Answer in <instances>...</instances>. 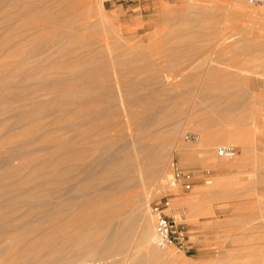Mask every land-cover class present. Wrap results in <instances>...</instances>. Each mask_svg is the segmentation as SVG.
<instances>
[{
    "label": "bare ground",
    "instance_id": "1",
    "mask_svg": "<svg viewBox=\"0 0 264 264\" xmlns=\"http://www.w3.org/2000/svg\"><path fill=\"white\" fill-rule=\"evenodd\" d=\"M86 1L0 0V157L13 165L0 175V264H70L73 257L87 255L70 251L73 243L81 249L102 237L107 246L119 240L123 249L125 202L116 194L95 190L90 195L85 189L96 179L100 184L115 177L117 188L128 192L140 186L137 196L143 197V188L166 173L169 145H182V129L171 131L169 124L184 111L175 104L190 90L171 97L172 87L161 83L166 70L149 53L116 52L107 42L110 57L101 58L88 40L93 23L85 19L97 4ZM78 21L85 26L76 28ZM107 63L116 67L109 70ZM19 78L37 83L14 90ZM231 87L200 84L195 94L212 101ZM236 101L217 99L212 103L230 105L224 109L216 103L199 114L230 115L240 109L232 105ZM119 140L127 147L116 148ZM96 165L101 168L93 171ZM70 191L75 196L65 197ZM147 207L140 214L142 237L154 241ZM30 220L39 221L22 227ZM112 227L118 228L103 235Z\"/></svg>",
    "mask_w": 264,
    "mask_h": 264
},
{
    "label": "rangeland",
    "instance_id": "2",
    "mask_svg": "<svg viewBox=\"0 0 264 264\" xmlns=\"http://www.w3.org/2000/svg\"><path fill=\"white\" fill-rule=\"evenodd\" d=\"M92 1L97 5L93 14L85 17L93 23L87 34H90L88 40L93 50L100 52L101 58L108 60L110 57L111 48H105L107 42L116 52L133 50L149 53L153 63L160 61L159 64L165 68L162 76L168 78L161 83L172 87L171 97L181 91L190 92L185 93L180 104H175L181 105L184 111L176 112L175 120L169 124L171 131V128L175 131L182 129L179 142L182 145L175 149L174 145H169L166 173L143 188V197L137 196L142 190L140 186L128 192L117 188L119 180L115 177L102 181L103 185L96 179L90 188L85 189L90 195L98 190L123 199L122 208L126 212L123 217L128 218L124 227L125 237L128 236L125 247L119 248V240H113L107 246L103 237L84 249L73 243L68 248L70 251L75 254L86 251L87 255L84 258L73 257L70 264H264V4L256 5L248 0L86 2ZM84 26L82 21H78L75 27ZM162 51L164 55L160 53ZM105 67L112 70L116 65L111 63L110 67L107 63ZM28 83L36 84L37 81L25 82L19 78L12 86L14 90L23 89ZM211 83L232 85L228 95L220 93V90L212 101L237 100L232 105L240 109L221 117L215 114L211 117L209 112L199 114V111L217 103L204 101L195 94L200 84ZM229 105L217 103L218 108L225 109ZM240 114L242 116L239 117ZM122 117L125 121L126 117L123 114ZM221 126L239 127L242 134H211L203 141L201 136L204 132L201 133L200 128ZM189 134H195L197 138L189 141L186 139ZM113 138L117 139L116 136ZM127 145L123 140L115 144L118 149ZM222 145L237 147V157L232 160L217 155L211 160L206 157L209 148L216 153ZM30 149L34 151L35 145ZM198 152L200 166L196 167L193 157ZM4 160L0 157L1 176L13 168L9 161ZM96 166L95 170H90H100L101 166ZM176 167L193 173L191 189H185L183 181L174 185ZM67 185L71 189L72 184ZM74 194L70 191L64 196L69 198ZM4 197L11 198L8 194ZM166 198L172 204L170 215L187 231L189 247L186 250H178L173 245L162 248L155 244V240L151 241L152 238L146 240L142 237L140 218L144 204L148 205L147 215L153 221L152 237L155 238V219L150 208L153 203ZM206 206L213 208L210 214L199 212ZM180 210H185V218ZM195 212H199L197 218H200V223L215 227H194ZM38 221L30 220L29 226L22 227H34ZM119 222L116 221V225ZM116 228L103 231V235L115 232ZM111 250H114L112 255L100 257ZM93 253H99V256L93 258Z\"/></svg>",
    "mask_w": 264,
    "mask_h": 264
},
{
    "label": "built area",
    "instance_id": "3",
    "mask_svg": "<svg viewBox=\"0 0 264 264\" xmlns=\"http://www.w3.org/2000/svg\"><path fill=\"white\" fill-rule=\"evenodd\" d=\"M122 2H128L131 0H120ZM250 3L256 5H263L264 0H248ZM195 134H189L186 139L194 141L196 139ZM238 155V149L232 145H222L217 149V156L223 159L232 160ZM183 181L182 186L185 189L192 188L193 173L190 171L181 170L176 167L174 173V185ZM172 208V204L169 199L164 201L155 202L151 205V212L155 219V244L159 247L165 248L168 246H176L178 250H186L189 247L187 242V231L182 223L176 221L169 211Z\"/></svg>",
    "mask_w": 264,
    "mask_h": 264
},
{
    "label": "crops",
    "instance_id": "4",
    "mask_svg": "<svg viewBox=\"0 0 264 264\" xmlns=\"http://www.w3.org/2000/svg\"><path fill=\"white\" fill-rule=\"evenodd\" d=\"M263 39H264V37H262ZM251 49H252V47H251ZM219 72V71H218ZM200 129H202V131L204 132V133H206V134H219V133H222V134H226V135H238V134H242V132L241 131H239L241 128H239V127H234V128H232V127H224V126H221V127H211V128H205V127H202V128H200ZM205 130V131H204ZM199 134H200V132H199ZM201 135V134H200ZM215 155H217V150H216V153H215V150L213 149V148H209L207 151H206V157L208 158V159H213L214 157H215ZM194 161H195V165H196V167H199L200 166V164H199V159H200V155H199V152L198 153H196L195 155H194ZM201 178V176H199V178L198 179H200ZM200 181V180H199ZM201 186V185H200ZM201 189V188H200ZM197 190H199V189H197ZM197 190L195 191V192H197ZM181 198H184V197H181ZM176 200L177 199H179V198H175ZM213 210V208L211 207V206H206L205 208H203L201 211H199V212H201V213H203V214H210V212ZM199 212H195L196 214L194 215L195 217V225H194V227H215V225H210V224H208V223H200V218L198 217L197 218V213H199ZM180 213H182L183 214V217L185 218V210H180ZM199 236V235H198Z\"/></svg>",
    "mask_w": 264,
    "mask_h": 264
}]
</instances>
